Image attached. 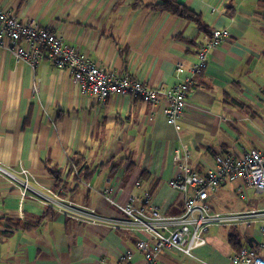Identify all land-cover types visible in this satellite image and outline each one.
I'll return each instance as SVG.
<instances>
[{"label": "crops", "instance_id": "crops-1", "mask_svg": "<svg viewBox=\"0 0 264 264\" xmlns=\"http://www.w3.org/2000/svg\"><path fill=\"white\" fill-rule=\"evenodd\" d=\"M175 1L199 15L205 31L154 8L163 0H0L1 11L49 29L104 71L153 87L193 80L183 114L170 125L164 100L151 104L126 93L97 101L44 55L32 66L0 47V163L13 172L27 169L39 194L57 190L102 215L120 217L115 204L130 200L177 215L183 194L168 185L176 174L175 150L188 152L190 169L203 174L219 155L264 148V0ZM216 28H226L230 38L208 53L205 71L193 75L196 51ZM71 160L79 172L68 170ZM108 187L115 204L105 196ZM39 194L22 200L0 177V231L9 232L0 237V264H124L126 252L131 264H146L135 245L142 233L55 212L26 230L6 228L2 217L35 221L43 214ZM207 204L213 211L257 209L264 207V193L225 180ZM205 236L192 256L166 249L156 264H232L239 247L259 251L263 243L258 223L211 226Z\"/></svg>", "mask_w": 264, "mask_h": 264}, {"label": "built area", "instance_id": "built-area-1", "mask_svg": "<svg viewBox=\"0 0 264 264\" xmlns=\"http://www.w3.org/2000/svg\"><path fill=\"white\" fill-rule=\"evenodd\" d=\"M229 38L230 33L226 28H216L207 34L196 51V64L190 67L191 73L197 75L205 71L208 53ZM19 40L26 42L28 48L21 46ZM0 47L7 49L17 61L32 66L44 55L55 66L69 72L81 94L94 97L97 101L126 93L151 104L164 100L163 112L170 125H175L183 114L193 83L191 78L184 77L169 87H153L127 75L119 76L112 71H104L85 55L65 45L49 29L33 21H21L12 12L1 10ZM182 71L183 64L178 63L176 73ZM188 160V152L175 150L173 162L176 174L168 185L180 190L184 197L183 211L177 215H165L153 205L148 208L135 206L132 200L122 206L117 205L110 195L112 188L108 187L105 196L118 207L121 216H106L89 206L73 203L57 190L39 194L30 185V173L25 168L13 172L0 163V177L17 189L22 200L29 196V192L39 194L45 207L75 222L145 234L140 236L135 245L143 253L146 264H156L158 255L166 249L192 256L195 249L206 243L205 231L209 226H248L258 223L263 237L260 250L242 247L231 262L264 264V207L222 213L211 210L207 204L210 194L216 192L225 180L239 179L257 193H264V148H254L239 155H219L203 174L192 171ZM139 184L137 181L136 185ZM144 195L149 197L148 193ZM121 260L124 264H131L132 254L124 253Z\"/></svg>", "mask_w": 264, "mask_h": 264}, {"label": "trees", "instance_id": "trees-1", "mask_svg": "<svg viewBox=\"0 0 264 264\" xmlns=\"http://www.w3.org/2000/svg\"><path fill=\"white\" fill-rule=\"evenodd\" d=\"M154 8L157 9H161V10H165L168 11L176 16H179L183 19L186 20H190V21H194L198 24L199 28L202 31H205V27L203 26V24L201 23L200 20V16L195 14L193 11H191L190 9H188L187 7L183 6L181 3L175 1V0H163V3H161L160 5H155ZM207 33V30H206ZM211 31L208 33L210 34ZM77 161L71 160V164L68 166V170L71 171H76L75 169H77ZM77 172H79V170L77 169ZM54 176L56 178V185L55 187L61 185L62 181L60 180V172L58 170H56L54 173ZM54 187V188H55ZM45 211L43 212V214L41 216H39L35 221H29V220H12V219H5L4 217H2L1 219L4 221V223L7 225L6 228L9 229H13V230H17V229H29L41 222H43L45 219H47L48 217L52 216L54 214V212L50 209L45 207ZM9 232L2 230L0 231V237L7 235Z\"/></svg>", "mask_w": 264, "mask_h": 264}, {"label": "rangeland", "instance_id": "rangeland-1", "mask_svg": "<svg viewBox=\"0 0 264 264\" xmlns=\"http://www.w3.org/2000/svg\"><path fill=\"white\" fill-rule=\"evenodd\" d=\"M204 173H205V172H204ZM199 174H200V173H199ZM170 180H171V179H170ZM183 198H184V197H183ZM183 205H184V200H183ZM153 206H154V205H153ZM242 210H247V209H242ZM242 210H239V211H242ZM182 211H183V209H182ZM182 211H181V212H182ZM239 211H216V212H222V213H225V212H239ZM181 212H180V213H181ZM180 213H179V214H180ZM212 226H214V225H212ZM237 226H240V225H237ZM241 226H243V225H241ZM209 227H211V226H209ZM209 227H208V228H209ZM217 227H236V226L233 225V226H217ZM208 228H207V229H208ZM207 229H206V231H207ZM206 231H205V234H206ZM205 238H206V236H205ZM242 247H244V246L239 247L238 250L241 249ZM246 248H247V247H246ZM250 249H252V248H250ZM238 250H237V251H238ZM237 251L232 255V257L237 253ZM232 257H231V259H232Z\"/></svg>", "mask_w": 264, "mask_h": 264}]
</instances>
